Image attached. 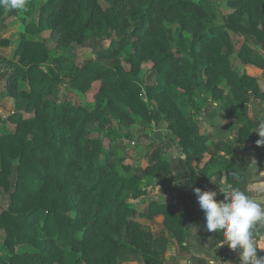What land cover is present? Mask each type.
I'll return each instance as SVG.
<instances>
[{"label": "trees", "instance_id": "trees-1", "mask_svg": "<svg viewBox=\"0 0 264 264\" xmlns=\"http://www.w3.org/2000/svg\"><path fill=\"white\" fill-rule=\"evenodd\" d=\"M36 2L26 0L25 20ZM226 2L231 11L222 23L212 0L42 3L44 18L26 23L19 61L6 83L0 82V102L12 98L19 108L7 118L14 129L0 133V196L11 193L9 207L0 212V264H156L149 258H163L169 243L145 230L137 215L163 214L167 229L184 243L185 220L175 205L152 201L140 215L132 201L146 195L145 179L171 174L167 152L175 146L186 156L193 186H210L208 166L200 165L212 137L202 135L184 111L198 93L213 100L228 91L236 142L260 147L253 131L264 122L250 119L248 106L252 99L264 100V91L257 79L233 69L231 57L238 52L244 65L264 70V0ZM7 15L0 8V28ZM46 30L56 31L59 46L103 51L79 64L52 52L41 37ZM9 44L0 38V46ZM148 62L155 81L141 85ZM67 92L92 93L94 102L79 105ZM90 121L101 137L91 135ZM135 121L166 123L172 137L150 145L158 148L154 165L123 173L111 158L118 154L117 142L132 140ZM225 163L227 182L238 188L236 167Z\"/></svg>", "mask_w": 264, "mask_h": 264}, {"label": "crops", "instance_id": "crops-1", "mask_svg": "<svg viewBox=\"0 0 264 264\" xmlns=\"http://www.w3.org/2000/svg\"><path fill=\"white\" fill-rule=\"evenodd\" d=\"M41 1L37 0V6L41 4ZM34 15L35 19L32 22L35 24H38L44 18L41 12H35ZM29 19L30 17L26 20L24 19L22 10H8L5 27L0 28V38L10 42L8 47L0 46L1 84L6 83L11 76V68L19 61V43L21 35L25 32L26 23H30ZM49 34V30H46L41 33V37L47 39ZM241 67V74L257 79L264 91V70L253 65H241ZM143 75L147 84L155 81L152 63H145L142 66L141 76ZM251 101L257 106V111L253 113L249 109L248 117L254 121L262 120L259 118L261 116L260 109L264 111L263 102L257 99H252ZM14 103L15 100L12 98H6L1 101L0 114H3V111L7 109H11L10 106H13ZM253 114H256L255 117ZM189 115L199 126L202 135L212 137L208 143V154L200 165L201 168L205 165L208 166L206 180L209 181L210 186L202 190L218 191L219 187L230 185L227 182L229 170L225 163V160H229L236 167L239 174V180L236 179L240 181V184L236 189L247 191L257 202L264 203V146L255 148L251 142L246 144L237 143L238 126L235 123L234 112L227 113L224 106L210 98H203L198 109L193 108ZM261 118H263L262 121L264 122V115ZM0 125L9 131L14 129V125L11 122H7V124L2 122ZM153 128L158 130L157 126H153ZM253 134L257 135L255 131H253ZM150 138L153 141L149 143L148 147L153 142L162 140L161 137L153 139L152 134H150ZM156 151L146 152L141 159L140 167L146 168L154 165L155 162L146 164L144 161H148L147 157L153 155ZM212 157L214 160L210 162ZM167 158L171 162V174L158 176L156 179H145L142 182V186L145 187L143 189L146 195L133 200L132 205L140 215L148 211L152 201L160 204L175 205L176 211L181 213L185 220L187 237L183 244H179L175 236L165 226V216L163 214H157L152 219L137 215L136 220L145 230L152 233L156 238H165L169 243L167 249L163 252V258L156 259L151 257L149 260L156 264H239L238 253L231 251L227 246L216 248L220 237L217 233H209L204 227V213L201 211L193 191L195 187L191 182L192 173L188 168L186 156L181 148L175 146L169 149ZM193 166H195V163H193ZM10 197L11 193H5L0 196V207H2L0 212L9 207ZM218 199H223V197L219 196ZM193 224L198 225L200 229L197 237L188 232L189 226ZM258 230L262 233L260 237L256 236L257 241L264 245V221L255 225L254 231L257 233ZM258 254L264 256V251H259ZM124 264H145V262L136 260Z\"/></svg>", "mask_w": 264, "mask_h": 264}, {"label": "clouds", "instance_id": "clouds-1", "mask_svg": "<svg viewBox=\"0 0 264 264\" xmlns=\"http://www.w3.org/2000/svg\"><path fill=\"white\" fill-rule=\"evenodd\" d=\"M26 0H0V8L5 10H22ZM255 132L260 139L257 146H264V124ZM201 211L204 213V227L209 233L220 237L216 248L227 246L238 253L239 264H264V245L258 243L254 227L264 221V203L257 202L247 191L232 187H219L217 190L205 191L193 189ZM222 196L223 199H218ZM198 225H190L188 232L197 237Z\"/></svg>", "mask_w": 264, "mask_h": 264}, {"label": "rangeland", "instance_id": "rangeland-1", "mask_svg": "<svg viewBox=\"0 0 264 264\" xmlns=\"http://www.w3.org/2000/svg\"><path fill=\"white\" fill-rule=\"evenodd\" d=\"M194 1H198V0H194ZM227 0H212L213 4L215 5V8L218 12V22L222 23L223 19L225 17H227V15L230 13L231 9L230 7L227 5ZM45 0L41 1V4L39 6H37V2H36V9L34 11L35 12H39V7L42 5V3H44ZM105 0H102V3L104 4ZM33 13V14H34ZM33 14L30 16V22H34L35 19V15L33 16ZM49 35L47 37L46 43L48 45V47L52 50V52L55 55H60V54H65L68 57H73L76 59L77 63L79 64H83L86 61L92 60L94 58H96L98 55H100L103 51V49L98 48V47H93V48H86V47H82V46H77V45H73V46H59L58 45V35L56 33V31L54 30H49ZM108 47V43L105 44V48ZM231 62H232V67L233 69L241 74V65H244L242 63V61L239 59L238 57V52H235L234 55H232L231 57ZM149 63V62H148ZM144 65V64H143ZM141 85H144L145 82V76H141ZM223 97L222 98H218V99H213L214 102H217L219 104H221L222 106H224L225 111H227V113H232V111L234 112V106L230 105V103L227 102V96H228V91H223ZM65 93V90H61L60 95L58 96V100L62 98L63 94ZM75 103L79 104V105H86V104H90L94 102V95L92 93H89L86 96H82L79 94H76L74 92H67L66 93ZM203 98H209L207 95L203 94V93H198V95H195L194 101H195V105L193 106L192 104H190L189 102L186 103V105L184 106V111L186 113V115L189 117V112H191L193 110V108L198 109L201 100H203ZM263 102V106L264 107V100H260ZM153 104L155 105V103L153 102ZM16 102L14 103V105L10 106L11 109H7L5 111H3V114H0V118H2L0 120V123H5L7 124V122H10L7 120V118L10 115H13L15 112H17L19 110L18 106H16ZM21 109H23V106H20ZM249 109H251V111L254 113V111H257V106H255V104L250 101V104L248 106V111ZM260 115L263 116L264 115V111H262V109H260ZM229 115V114H228ZM254 117L256 114H253ZM196 116V115H194ZM259 119H262L263 118ZM196 118V117H193ZM190 121H193L194 119H192V117H189ZM261 120V121H262ZM91 122V121H90ZM154 123H152L151 125H146L143 126L141 124L140 121H135L133 123V125L130 126V130H131V134H132V140H120L119 142H117L115 144V146L118 147V154L116 157H112L111 158V162L115 163L117 165V169L121 170L123 173H126V169L133 170L136 169L137 167L141 166V159L143 156H145L146 152H150V151H156L158 150L157 147H148L149 143H151L153 140L150 138V134H152V138L153 139H158L159 137H161V141H167L169 138L172 137V134L168 131V124H162L158 127V130H155L153 128ZM13 127V126H12ZM162 127V128H161ZM95 128L96 125H94L93 121L90 123L89 125V130L91 131V135L93 137H101L100 134H98L97 132H95ZM3 132H9L8 129H5L3 126L0 125V133ZM157 137V138H156ZM176 142H178V140H176ZM148 161H144L146 162V164H150V162H155L153 159V155L148 156ZM125 168V169H123ZM143 184V183H142ZM141 187L145 188L144 186ZM9 197V195H8ZM1 201V199H0ZM1 205V202H0ZM2 208V207H0ZM0 255H4L3 251H2V240L0 243Z\"/></svg>", "mask_w": 264, "mask_h": 264}]
</instances>
